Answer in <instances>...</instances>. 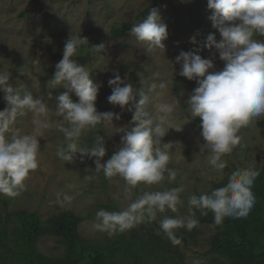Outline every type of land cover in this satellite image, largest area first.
<instances>
[{
	"label": "clouds",
	"instance_id": "clouds-1",
	"mask_svg": "<svg viewBox=\"0 0 264 264\" xmlns=\"http://www.w3.org/2000/svg\"><path fill=\"white\" fill-rule=\"evenodd\" d=\"M207 7L212 12V26L221 37L219 41L214 35L208 37L206 47L214 49L211 58L181 51L174 63L182 66L181 76L197 85L186 103L191 116L201 121L200 156L205 157L212 170L222 175L227 167L223 158L241 146L240 130L264 118V42L253 39L255 35L264 36V0H207ZM129 35L137 43L146 45L148 52H164L163 41L168 38V32L159 9L152 8L146 18L132 26ZM191 42L196 43L195 37ZM86 45H89L87 37L70 35L64 43L62 59L56 63L55 72L48 81L50 88L65 90L55 97V115L62 118L55 126L66 141V150L60 149L58 156L67 163H74L78 157L83 163L87 158L95 164L94 172L102 171L106 179L119 177L124 181L125 199H131L138 185H159L166 174L169 181H175L177 172L169 164L177 144L165 143L163 138L170 129L180 131L181 128H176L171 119L176 104L156 102L168 86L164 81L153 79L146 89L138 91L118 74L109 79L111 95L108 101L118 106L121 113L125 110L132 113L131 125L116 128L117 133H122L120 146L107 160H104V137L98 131L92 146H79L82 136L97 130L98 125L108 128L114 125V120L121 119L120 113H101L96 108L102 85L90 79L87 65L74 59L78 50ZM104 49L105 44L100 43L91 45L89 51L96 55ZM217 54L224 64L219 71L214 70ZM171 66L174 71L173 62ZM10 79L11 72L0 69V93L4 94L7 104L0 110V194L17 197L26 190L25 181L30 172L39 167L40 139L53 128V123L45 100L31 92L21 95ZM73 96L77 98L75 101ZM28 114L32 117V130L24 133L15 124L18 117ZM258 176L259 172L252 168L235 169L223 186L199 196L189 195L188 214L164 216L159 221L160 231L173 245H179L182 241L176 232L180 228L191 231L198 225L196 211L201 216L211 212L214 226L222 224L226 217H247L255 205L251 189ZM93 178L84 177L86 180ZM184 192L183 185L163 191H145L121 211L98 210L92 229L112 238L141 223L154 222L158 214L166 210L176 213L178 206L184 204L181 198ZM73 198L57 192L55 202L64 206ZM193 264L200 262L194 260Z\"/></svg>",
	"mask_w": 264,
	"mask_h": 264
},
{
	"label": "rangeland",
	"instance_id": "rangeland-1",
	"mask_svg": "<svg viewBox=\"0 0 264 264\" xmlns=\"http://www.w3.org/2000/svg\"><path fill=\"white\" fill-rule=\"evenodd\" d=\"M152 3L153 0H0V69L11 72L10 83L20 90L21 95L31 92L33 96L45 100L50 109L49 119L53 123V128L40 139L39 167L30 172L26 179V190L17 197L0 194V223L6 212H36L42 220H46L69 211L81 217L78 232L84 240L102 247L119 246L120 258L116 260V264H133L136 259H133L120 241L121 236L130 237L132 231L137 233L140 240L146 241L149 235L154 234L168 244L164 251L148 253L141 249V258L137 260L140 264H193L194 260H198L200 264L208 263L206 251L210 247V238L216 231L214 227L198 224L191 231L180 228L176 235L182 242L173 245L160 231L159 221L164 216H186L189 195L199 196L209 192L214 184L222 182L235 169H255L264 165V118L254 120L248 127L240 130L241 146L223 158L227 162L223 174L212 170L205 157L200 156V145L203 144L201 121L198 117H192L187 110L186 101L197 85L195 81H189L179 74L182 66L175 64L174 60L181 51L211 58L214 49L206 47L208 37L214 35L217 41L221 37L212 26V12L207 7V0H163L160 15L168 32V38L163 41L164 52H148L146 45L137 43L129 35L130 32L119 37L112 35L113 29L124 24H131L132 27L139 23L134 18ZM70 35L88 38L89 45L80 48L74 59L87 65L91 71L90 79L102 85L96 101L98 112L121 114L119 121H113L114 125L108 128L98 125L97 130L83 135L79 146H92L98 131L104 137V160H107L120 146L122 133H117L116 128L131 125L132 113L127 110L121 113L118 106H113L108 101L111 95L109 79L118 74L122 80L132 83L138 91L146 89L153 79L157 82L164 81L168 86L164 95L157 98L156 102L176 104L171 119L176 128H181L180 131L170 129L163 138L165 143L177 144L172 150L169 164L177 172L175 181H169L166 174L159 185H138L133 189L131 199H125L124 181L119 177L106 179L102 171L94 172L95 164L87 158L83 163L79 157L74 163H67L58 156L60 149L66 150V141L63 133L55 126L62 119L55 115V97L65 90L50 88L48 81L55 72L56 63L62 59L64 43ZM193 37L196 43L191 42ZM100 43L105 44V49L92 55L89 51L91 45ZM170 61L173 62L174 71ZM223 67L217 54L214 70L219 71ZM49 92L52 93L51 98ZM3 96L0 93V110L7 107ZM76 99L73 96V100ZM31 118V114L18 117L15 127L24 133L30 132ZM86 175L94 178L86 180ZM69 185L74 187L69 188ZM181 185L185 187V192L181 194L184 204L178 206L176 213L166 210L165 213L158 214L156 221L141 223L112 238L92 229L96 212L104 210L106 205L113 203L121 211L145 191H163ZM57 192L67 193L74 198L70 204L61 206L55 202ZM13 225L9 224L8 227L12 228ZM36 247L38 252L47 257L60 256L64 251V246L54 237L39 239Z\"/></svg>",
	"mask_w": 264,
	"mask_h": 264
},
{
	"label": "trees",
	"instance_id": "trees-1",
	"mask_svg": "<svg viewBox=\"0 0 264 264\" xmlns=\"http://www.w3.org/2000/svg\"><path fill=\"white\" fill-rule=\"evenodd\" d=\"M162 7L163 0H153L152 5L141 10L134 21H142L152 8L161 11ZM131 28V24H124L111 33L114 37H119L128 34ZM253 38L264 42V36L255 35ZM254 170L259 172L251 189L255 195V205L247 217H226L222 224L214 226L211 212L207 216H201L196 211L198 224L210 225L216 229L206 251L207 264H264V165ZM228 176L222 182L214 184L213 188L226 184ZM104 210L119 211L113 203L106 205ZM81 222V217L69 211L46 220H42L36 212H6L0 223V264H116V260L120 258L119 246L90 244L78 232ZM9 224L14 225L10 228ZM43 237H54L64 246L63 254L47 257L38 252L36 245ZM120 241L133 259L136 258L133 264H140L137 260L141 258V249L153 253L157 250L164 251L168 245L154 234L149 235L146 241L140 240L135 231L128 238L121 236Z\"/></svg>",
	"mask_w": 264,
	"mask_h": 264
}]
</instances>
